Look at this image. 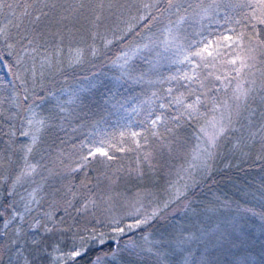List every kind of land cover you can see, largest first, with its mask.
Here are the masks:
<instances>
[{"label":"trees","instance_id":"16d2710c","mask_svg":"<svg viewBox=\"0 0 264 264\" xmlns=\"http://www.w3.org/2000/svg\"><path fill=\"white\" fill-rule=\"evenodd\" d=\"M247 2L0 0V264H264V45ZM241 32L243 52L223 46ZM193 41L220 54L184 61ZM237 54L252 57L240 75ZM181 94L200 96L194 114ZM100 141L112 159L89 156Z\"/></svg>","mask_w":264,"mask_h":264},{"label":"snow or ice","instance_id":"6c2138e0","mask_svg":"<svg viewBox=\"0 0 264 264\" xmlns=\"http://www.w3.org/2000/svg\"><path fill=\"white\" fill-rule=\"evenodd\" d=\"M171 7V3L169 5ZM249 8V13L246 16V20L248 21V26L251 28L252 32L255 33L257 41L261 44L264 45V39H261V34H264V0H248L247 5ZM184 17H180V20L177 21V27L178 25L184 20ZM239 23V22H237ZM4 33V29L0 28V35H3ZM244 38V33L241 32L239 34H237L235 36V38H233L232 36H226L224 38L225 43H224V47L226 48H241V52H243V47L241 42L243 41ZM180 37H178L175 33L174 30L172 28H170L168 30L167 36H166V40H165V44L167 45L168 43H175L177 40H179ZM203 43L202 41H193L191 44L188 45V49L189 52L187 55L184 56V61H189L191 63V60L189 59V57H199L200 61L202 63L205 64V66H207V61L209 57H212L213 59H215L216 56H218L220 53L217 51V48L220 47L219 42H213V41H209L204 47H199V45ZM215 43L217 45V48H213L212 44ZM193 45H195L197 47V50L195 51H191V49L193 48ZM254 49L249 47L248 48V52L251 53L253 52ZM205 53H207V55H205ZM252 57L250 55H241V54H237L236 58L229 61L230 64L233 65V71L236 73V75H240V70L247 67V62L248 60H250ZM237 60L240 61L239 67H236V63ZM181 63H183V61H180ZM125 63H127V59H125ZM196 78V74H195V70L193 69V72L191 75H189L188 73H185L182 76H172L170 77V79L172 80H185L188 81L189 83L192 82L194 79ZM216 79H220L219 77H216ZM187 86V85H185ZM201 87H203V85H201ZM169 94H171V89H169ZM190 95L192 94L191 92L189 93ZM237 99H239V96H237ZM170 103H174L177 106H183L185 108V110L188 112L189 115H192L196 112V105L201 103V98L200 96L196 97V100L191 103V104H185L184 98H183V94H181V96L178 97H173L172 101H170ZM161 107H164V105H161ZM160 122V117H157L156 120H153L151 123L153 125V127H155L158 123ZM212 127L214 129L217 128V125L215 123H213ZM201 131L203 132L204 129H201ZM225 132V127L223 125H221L214 133H212L211 135H209L208 133H205L206 136H208V144L209 146H213L215 144V141L217 140V138L222 135ZM154 135H156V133H153ZM25 135H27V133H25ZM122 137L125 135V133H121L120 134ZM139 134L138 133H131V136L133 138L137 137ZM34 142V141H33ZM104 142L100 141L99 144L97 145V147L95 148L94 151H90L89 152V156H92L93 158H95L96 154L98 153L100 156L102 157H106L107 159H112L111 155H109L108 152L104 151ZM111 147V146H110ZM29 151H31V148H29ZM209 157L211 156V153H208ZM85 162H87V157H85ZM153 215H155V213H153ZM15 218V217H14ZM146 218L143 221H138L136 225H129V228L131 227H138L141 223H145L147 222ZM5 227H7V223L5 224ZM46 230H50V229H46ZM117 233H123L126 231V229L124 228H117L116 229ZM100 243H104L103 240H100ZM82 254V252L80 250H74L71 255H70V259H75L76 257L80 256Z\"/></svg>","mask_w":264,"mask_h":264},{"label":"rangeland","instance_id":"374dc122","mask_svg":"<svg viewBox=\"0 0 264 264\" xmlns=\"http://www.w3.org/2000/svg\"><path fill=\"white\" fill-rule=\"evenodd\" d=\"M223 121H224V118H222L221 120H218V122H217V128L216 129H214V130H217L222 124H223ZM209 133V132H208Z\"/></svg>","mask_w":264,"mask_h":264}]
</instances>
